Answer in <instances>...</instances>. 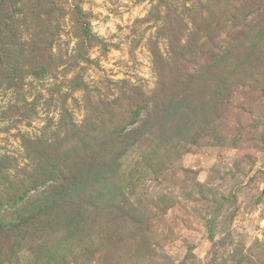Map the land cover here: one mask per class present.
<instances>
[{
	"label": "rangeland",
	"instance_id": "374dc122",
	"mask_svg": "<svg viewBox=\"0 0 264 264\" xmlns=\"http://www.w3.org/2000/svg\"><path fill=\"white\" fill-rule=\"evenodd\" d=\"M0 264H264V0H0Z\"/></svg>",
	"mask_w": 264,
	"mask_h": 264
},
{
	"label": "trees",
	"instance_id": "16d2710c",
	"mask_svg": "<svg viewBox=\"0 0 264 264\" xmlns=\"http://www.w3.org/2000/svg\"><path fill=\"white\" fill-rule=\"evenodd\" d=\"M197 7H199V8H202V6L201 5H199L198 4V6ZM184 8V11L185 10H187V8H185V7H183ZM192 9H194V5H192ZM177 12V7L173 10V16H171L172 17V19L179 25L178 27V32L179 31H181L182 30V25H181V21L183 22V19L182 20H180V15H181V13H178V14H175Z\"/></svg>",
	"mask_w": 264,
	"mask_h": 264
}]
</instances>
